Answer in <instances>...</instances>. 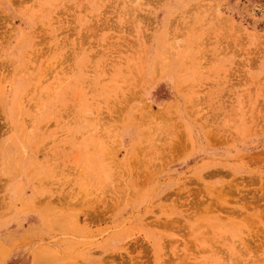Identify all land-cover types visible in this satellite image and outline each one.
<instances>
[{
  "label": "rangeland",
  "instance_id": "1",
  "mask_svg": "<svg viewBox=\"0 0 264 264\" xmlns=\"http://www.w3.org/2000/svg\"><path fill=\"white\" fill-rule=\"evenodd\" d=\"M0 264H264V0H0Z\"/></svg>",
  "mask_w": 264,
  "mask_h": 264
},
{
  "label": "bare ground",
  "instance_id": "2",
  "mask_svg": "<svg viewBox=\"0 0 264 264\" xmlns=\"http://www.w3.org/2000/svg\"><path fill=\"white\" fill-rule=\"evenodd\" d=\"M1 253V252H0Z\"/></svg>",
  "mask_w": 264,
  "mask_h": 264
}]
</instances>
